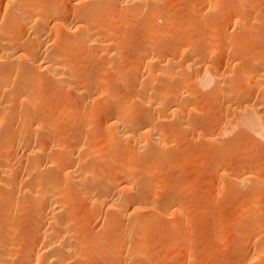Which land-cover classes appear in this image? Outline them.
<instances>
[{
	"label": "bare ground",
	"instance_id": "1",
	"mask_svg": "<svg viewBox=\"0 0 264 264\" xmlns=\"http://www.w3.org/2000/svg\"><path fill=\"white\" fill-rule=\"evenodd\" d=\"M147 1L152 2L151 0H3V2H2L3 6L1 7V10H0V264H11L10 261L12 260L14 262L15 261L14 259L17 258V257H14V259H12V257L14 255L16 256V254L22 255V258L18 259V262H15L17 264H71L73 261H81V260L83 261L84 259H88V258L93 257V256H94V258H91L92 260H97V259L102 258L103 263L101 262V264H116L114 262L116 261L115 258L118 255L117 253H120V252H118L119 250H116V252L115 251L113 252L111 249H109L110 251L106 252V248L102 247L104 245V242H106V234L103 235V234H100V232L99 233H95V232H91V233L88 232L87 233L85 231L86 225L88 224V222H90L89 220L93 219L92 217L97 216V215L99 217H100V215L103 216V221L102 222L100 221L101 226H100V228L99 227H97V228L100 229V231H103V230L106 231V228L107 229L110 228V226L114 223V220L112 218L107 217L108 214L106 215V212L112 213V216H114L115 218L118 217L119 219H124L126 217L127 219H125V220H128V222H129V220H131L132 222H129V223L132 225L130 227L127 225L126 228L128 229V227H129L128 231H131V232H132L133 228L134 229L136 228V230H134V232L136 231L135 233H136V236L138 238L141 237L140 235L142 233L143 227L146 224L145 221L147 223L149 221V219H148V213L149 212H151L152 214H155L157 216L159 215V213L160 214L162 213L163 215L168 216V217H169V215L174 216L175 221H174V223L171 224V229L172 228L176 229V228L180 227L181 221L183 220V216H184L183 214L184 213H183V210L181 209L182 207L179 204L176 205L175 203H173V204L167 203V204L163 205L162 207H160V210H157L156 208L153 207L154 204H152L153 202L151 201V199H152L151 197H152L153 193H151L152 195H150V193L147 192L148 195H146L147 194L146 192H145L146 194H144V193L142 194L141 191H139V192L137 191L138 186H140L139 182H142L140 180L137 181L138 177L140 178V175L137 177V180L135 178L134 181L133 180L131 181V178L133 177L132 173H133L134 169L135 170L138 169V168L137 169L135 168L136 165L134 163L133 164H131V163L130 164L129 163L123 164V160H126V158L122 159L121 157H118L119 156L118 153H115L116 155L111 153L112 154L111 155L112 157L110 156L111 158H107L106 157L107 155L104 156L105 153L108 154V152H110V151L112 152V150H110V149H113V151L115 150V152H116V150H118L121 146V144H120L121 140H124V139H126L128 141V144H129V141H133L135 138L138 140V138H140V137L142 139L145 137L147 140H149L147 142V144L145 143L146 147L148 146V144H150L149 142L154 143L158 139L159 131H160V130L159 131L157 130L158 126L156 127V124H160L161 120L162 119L164 120L165 117L162 116L160 113L156 114V115L160 114L159 116H156V117H154L155 115L152 116V114L150 116L148 114L143 115L141 113L143 115L142 117L140 116V118H139L138 116H136V119L137 118L138 119L133 120L132 117H134V116H131V118H129V116L126 115L130 111L127 112V110L129 109V105H128V107L127 106L124 107V105H127L125 103L123 104V106H121L123 109L122 108L121 109L116 108V109L110 110V105L112 104V102H114L113 99L116 100L118 97V96H116V94L114 95L115 90L113 89L114 91L109 92L111 90V88H110V90H109V88H107V85L105 83L106 80L102 76H99V77H102V79L98 78V76L94 79H91V78L88 79L85 76H81V75H83L82 72H81L82 73L81 75L79 74L80 72L77 71L76 68H77V66L82 65V60H84L86 58V55L84 56L85 58H81L80 61H79L80 58L76 59L77 61L74 58V60L76 62H78V61L81 62L79 65H77L74 62V60L72 59V55H74L76 53L80 54V53L86 52V50H88V49H90V50H88V52H91V49H92L93 52L97 56H102L106 60V57L108 55L109 56L111 55V54L107 53V56H106V52H108L109 49H112L110 47H113L116 44V41H115L116 39H114L115 43H113L114 45L112 46V42H111V41H113V39L111 38L112 36H110L109 38L108 37L106 38V27H107L106 22L108 24V22H109L108 20H110V17H111L110 15H112V14H110L112 12H109L110 10L108 9L110 7L109 5L111 3H112V5H114V2H115L116 5L118 4L117 5L118 8H119V5L122 7L125 6V8L123 7V10H126V6H129V4H132V6L133 5L137 6L139 4L140 5L141 4L147 5L146 4ZM243 1L245 2V0H243ZM243 1L242 0L241 1L240 0H209L207 5H209L210 7H213V6L216 7L217 4H220L223 2H226V3L231 2L233 5V9H231L233 11V14H232V17H230L232 20L231 22L233 23L232 25L235 28L238 27L240 29L242 27L241 29H244L243 26H247V24L242 25V23H241V21L244 23V21L240 18L241 13H242L241 10H243V8L245 9V7L251 8V6H249V5H252V3H250L249 0H247L246 3H244ZM248 1H249V3H248ZM206 2H204V4ZM0 4H1V2H0ZM148 4H151V3H148ZM247 4H249V5H247ZM65 5H68V7H69V8H67L68 9L67 11H63V9L61 8V6L65 7ZM145 5H142V6L145 7ZM253 5H254V3H253ZM209 6H207V7H209ZM262 6H263V10H262V14H261L262 15V17H261L262 28H261V26H259L262 29V36H261L262 39H261V37L260 38L257 37V38H259L258 39L259 42H262L261 43L262 54L260 51L261 49L260 50L258 49L256 52H258L260 55L259 56L256 55V56H257V58L261 59L262 63L264 64V2L262 3ZM215 7H213V8H215ZM106 8L109 11H107ZM114 8L115 7H113V10H116ZM131 9L132 8H130V10ZM135 9H136V7H135ZM227 9H229V7ZM119 10H121V9L119 8ZM239 11H240V14H239ZM107 13H109L110 15ZM106 14H107V16H106ZM118 14L116 15V17L118 16ZM257 15L260 16L259 14H257ZM254 17H256V14ZM129 18H130V16H129ZM155 18H154V20H155ZM256 18H258V17H256ZM256 18L254 19V22H255V20L259 21L260 17L258 19H256ZM117 19H119V18L117 17L116 20ZM150 19L151 18H149V21H150ZM247 19H245V22ZM112 20H113V18H112ZM114 20H115V18H114ZM154 20L152 19L151 22ZM251 21H252V19H251ZM154 22H156V21H154ZM169 22H171V21H169ZM254 22L252 21L253 24H255ZM240 23L242 26H240ZM158 24L159 23H157V26H160ZM167 24H168V22L165 23V25H167ZM259 24H261V23L258 22L257 25H259ZM152 26H154V24H152ZM248 26H250V24ZM235 28H233V34L236 32ZM157 29L160 32L161 27L157 28ZM149 30H150V28H149ZM149 30L147 32H150ZM108 34H109V32H108ZM162 34H163V32H162ZM169 34H171V33H169ZM157 35H159V34H157ZM163 35H165V34H163ZM236 35L238 36L237 33H236ZM236 35L234 34L233 38H235ZM151 36H153V35L151 34ZM160 36H161V34H160ZM206 36H208V35H206ZM25 37H27V38H25ZM115 37H116V35H115ZM162 38H164V37H162ZM198 38H199V36H198ZM208 38H210V37L208 36ZM211 38H215V37L213 36ZM257 38H255V39L257 40ZM221 39H223V38H221ZM246 39H248V38H246ZM117 40L119 41V39H117ZM252 40H253V38H252ZM260 40H262V41H260ZM216 42L214 43V47H212L210 50H208L207 54L204 53L206 55V57L208 56L209 59H212L217 53H220L219 52L220 50H224L223 53H225V54L227 53V55H228V53L230 54V52H236L239 48L238 45L234 46L235 45L234 41H233V43H234L233 46L235 48L238 47L236 49V51H234L235 48L233 49V46H231V45L230 46L232 47V51H230L231 47L229 49L228 48L226 49V47L221 46L220 43H218V41H216ZM236 43H238V42H236ZM203 44H207V43H203ZM180 45H182V44H180ZM210 45H211V43H210ZM118 46L120 47V45H118ZM166 47H167V45H166ZM241 47L243 49L242 51L247 50L246 48H243L244 45ZM241 47L239 49H241ZM168 48L169 47H167V49ZM194 48L195 47L189 46V45H186V47L184 46V48L180 50L181 56L184 54L185 55L191 54L193 51H195ZM172 49H173V46H172ZM112 50L115 51V46ZM157 50H158V48H157ZM248 51L249 50H247V52ZM109 53H111V52H109ZM114 53H112V55H114ZM253 53H255V52H253ZM143 54H146V52ZM168 54H170V53H168ZM231 54H234V53H231ZM172 55H174V54H172ZM89 56H91V55L89 54ZM115 56H116V54H115ZM118 56L119 55H117L116 57H118ZM248 56H247V58H248ZM251 56L252 55H250L249 57L252 58ZM108 57H107V59H108ZM151 57L150 58L147 57V59L148 58L149 59H148V61H146L147 64H144V65H147V68H146L147 70H145V71L148 74H150V77H152V80L154 78L155 82H157L156 81L157 76H156V74H154V72H161V71L158 69V67H157V69H155V71H153V69H152L153 64L152 63L154 62V64H155L156 60H154L155 59L154 56H153L154 58L153 57L151 58ZM95 58H97V57H95ZM113 58H115V57L112 56L111 60ZM231 58H232V56H231ZM98 59H100V58H98ZM198 59H199V57H198ZM252 59L253 60L256 59L254 54H253ZM259 59H256V60L258 61ZM111 60L109 59V61H111ZM116 60H118V59H116ZM163 60H164V57H163ZM173 60L174 59L171 57L166 58L164 60V64H163L164 68H166V70H167V68H169L168 72H171V73H172V71H170V67L172 65H174L173 63H175ZM189 60H191V59H189ZM189 60L187 61V59H186L185 66H184L188 70L193 69L195 66L196 67L200 66V65H197L198 63L193 62V60L192 61H189ZM204 61L202 64L203 66L200 67L201 70L199 71V75L197 74L198 77H196L199 81L198 83L200 84V86H202L204 88L211 86V84L215 83L216 87H217L216 89L219 90L221 87L220 84H222L221 80H223V78L225 77L224 71L221 72L223 69L221 71L216 70L217 68H216V66H214L213 63L210 62L209 64H205L206 61L205 62ZM199 62H200V60H199ZM236 62H238V61H236ZM253 62L251 64H254ZM91 63H90L91 66L94 65ZM114 63H116V61ZM117 63H119V62H117ZM255 63H257V62H255ZM233 64L231 67L237 66V64L236 65L234 64V66H233ZM130 65H128V69H129ZM217 65H218V63H217ZM227 65H229V64H227ZM109 66H110V64H109ZM240 66H237V67H240ZM100 67H101V65H100ZM102 67H103V69L105 67H107L106 61L102 65ZM160 67H162V66L160 65ZM174 67H171V68H174ZM97 68H99V67H97ZM140 68H141V66H140ZM200 68H198V69H200ZM107 69H108V67H107ZM181 69L183 70V67ZM220 69H221V66H220ZM234 69L232 71L235 74V73H237V71ZM145 71H143V69H142V72H145ZM163 71H165V69ZM263 72H260L261 75ZM99 73L100 72H98V75H99ZM147 73L145 75H147ZM229 73L227 72V74H229ZM260 73H258L259 76H260ZM87 74H89V73H87ZM84 75H86V74H84ZM104 75H106V74H104ZM162 75H165V74H162ZM162 75H161V77H162ZM167 75H170L169 77H171V76L176 77L173 75V73L172 74L167 73ZM167 75H165V76H167ZM175 75H176V73H175ZM242 75L244 76V74H242ZM88 76H91V74ZM94 76H92V77H94ZM227 76H229V75H227ZM251 76H252V74H251ZM259 76H257V77H259ZM263 76L264 75L261 76L262 79H260L261 77L259 78L261 80V81H259L260 83L259 82L257 83V84H259L260 87H262L261 89L264 88V77ZM194 77H195V74H194ZM231 77H234V75ZM246 77H247V79L244 77L246 79V80L245 79L244 80H245V83H248V78L250 76L248 77L246 75ZM252 77L254 78V76H252ZM257 77L255 76V79ZM236 78H239V77H236ZM146 80L147 79H145V81ZM188 80L191 81L192 79L190 80V78H189ZM159 81H161V80H159ZM236 81H237V79H236ZM239 81H240V79H239ZM47 82H50L55 86V88H54V86H53V88L50 87L55 92L59 93L61 90L66 91V92H64V93H66V96H67V91L71 92L73 95V100L71 102L73 103V101L75 100L76 101L75 105H77V107L73 108L74 104H72V106H73L72 107L70 101H69L70 104H68V102L66 103V99H68V96H67V98H63L62 94H63V96L65 94L61 92L59 94L61 95L62 98L60 97L61 99H59V102L57 101L58 102L57 103L58 108L56 107L57 109L50 108V106L53 103L51 104L50 102H52V101H50L49 99H48L49 101H47V102H49L50 105L44 107V109L43 108L39 109L36 106V104L38 102L40 103V100H41L40 99L41 98L40 89ZM186 82H187V80H186ZM195 82H196V79H195ZM227 82H228V80H227ZM231 82H233V81H231ZM149 83H151V85H152L151 79H150ZM184 83H185V81H184ZM253 83H255V81H253ZM196 84H197V82L195 83V86H196ZM229 84H230V81H229ZM233 84H231V85H233ZM92 85H95L96 87L93 89L94 86L91 87ZM241 85H239V86H241ZM197 86H199V85L197 84ZM137 87H139V86H137ZM260 87H259V89H260ZM142 88H143V86H142ZM142 88H140V89L142 90ZM147 88H148V86H147ZM149 88L151 89V87H149ZM257 88H258V86H257ZM106 89H107V91L108 90L109 91L107 92ZM227 89H229V88H227ZM243 89H244V87H243ZM246 89H247V87H246ZM246 89H244V90H246ZM45 90H47V88ZM53 90H52V92H54ZM150 91L151 90L148 91V89L146 90V88L144 87V89L142 91L143 93L140 92V95L142 93L143 97L141 95V98H139L140 96L138 98L140 99V103H143L145 105L147 104V105H149V107H152V109H154L153 107H155V105H159L162 103L158 100L161 99V97H162L161 101H164L163 98H165L166 96L161 95V97L159 96L160 97L159 98L158 95H156V98L157 99L159 98L158 100H156L154 98L155 95H153L154 97H152V95H150V93H149ZM152 91H154V90H152ZM247 91L249 92V89H247ZM263 91H264V89H263ZM261 93H262V91H261ZM229 94L232 95L231 93H229ZM229 94H228V96H230ZM246 94H248V93H246ZM261 96H262V94H261ZM56 98H58V97H56ZM166 98H167L166 100L169 101L172 105H173V103L175 106L177 105V103H178V105L180 104V101H178V99L176 100V102H177L176 103V102H174L175 99L168 98V97H166ZM174 98H176V96H174ZM52 99L54 100V98H52ZM229 100H230V98H229ZM54 101L56 103V100H54ZM165 101L163 103L164 106H166L165 104H167V103H165ZM94 103H95V106L91 105ZM231 103L232 102H230V104ZM242 103H244V102H242ZM169 104H167V105H169ZM171 104H170V106H168V107L166 106V107L170 108ZM239 104H241V102ZM163 105L161 104V105H159V107L160 106L162 107ZM245 105L243 106V104H242L240 106H237L236 107L237 109L234 108L235 106L232 107L231 110H233V108L236 110V115L234 114L235 118H237V115L239 117V119L237 118L235 120L236 123L233 122L232 125L235 127L238 126L237 122L239 121L241 123V125H243L242 127H244L242 129L245 130V128H246L247 132H249L247 129H249L251 131L254 130L255 133L253 132V134H255V136L257 135L258 138L260 136L261 139L264 138V119L262 120V117L264 118L263 114H262V117H260L261 114H258L259 111L256 110L257 107L254 106V104L253 105L247 104L246 106ZM41 106H43L42 102H41L40 108H41ZM136 106H138V105H136ZM47 107H49V108L47 109ZM126 107L128 109H126V111H125ZM140 107L141 106H139V108ZM90 108H92L91 111H90ZM108 109H109V112H108L107 116L105 115L106 118L103 122L102 127L104 126L105 128L104 127L103 128L105 130H106V128H108L110 130V132L108 134H107V132L103 133L104 134L103 135L101 132H99L100 130H97L98 128L95 127V125H96V124H94L95 121L93 123V118H95L94 112L96 113L99 110L102 112H106ZM152 109L150 112L153 111ZM156 110L158 112V110L160 111V108L156 109ZM174 110H176V109H174ZM100 111L98 113H100ZM232 112L235 113V111H232ZM237 112H238V114H237ZM133 113L135 115H137L135 112H133ZM174 113H175V111H174ZM138 114H140V113H138ZM153 114H155V113H153ZM176 115H178V113ZM234 115H233V117H234ZM221 116L223 117L222 114H221ZM67 119L71 121L70 122L71 125L73 123V125L76 124V126H77V123L81 122V121H83V123H82V125H81L82 127L79 131L71 132V133L68 132L69 136L67 138V141H64V140H61V136H59L58 134H60L59 130H61V128H60L61 124L63 122H66L65 120H67ZM227 119H225V120H227ZM12 121H13V123L15 122V125L13 124L14 127L11 125ZM232 121H234V120H232ZM218 124H220V123H218ZM227 125H225V126L227 127ZM9 126H11L12 129H10L11 127L8 128ZM66 126L67 125H65V128H66ZM72 127L73 126H71V128ZM162 127H163V125L161 126V128ZM226 127H225V129H226ZM103 128H102V130H103ZM232 128L234 129V127H232ZM66 129H68V128H66ZM237 129L239 131V129H241V128H237ZM229 131H231V127H230ZM56 133H57V135H56ZM67 134L65 136H67ZM63 138L65 139V137H63ZM136 139H135L136 143L141 142L140 140H139V142L136 141ZM157 141H159V139ZM106 142H109V143H106ZM122 143H124V142H122ZM104 144L110 146L111 148H109L107 151L106 146ZM142 144H143V142H142ZM132 145L135 146V143L133 142ZM102 146H104V148ZM135 148H137V150H138L137 146ZM141 148H143V147H141ZM122 149H123V147H122ZM143 149H145V148H143ZM143 149H141V150H143ZM133 150L130 149V152L134 153ZM145 151H146V149H145ZM127 152H129V151H127ZM142 152H144V151H142ZM136 153L137 152L135 151L134 154H136ZM131 156H132V154H131ZM116 157L120 158L121 160L117 159ZM122 157H123V154H122ZM127 158H128V155H127ZM117 160L122 161L123 167L118 171L117 177L112 176L108 180V182L106 183V173L111 171L109 168V171L106 172V167L107 166H109V167L120 166L119 165L120 161H117ZM129 160H131V159H129ZM98 161H101V162H98ZM117 162H118V165H115ZM96 163L100 164V167L98 169L96 167H98L99 165ZM132 165H135V166H132ZM246 165L247 164H245V166ZM249 165H247V166H249ZM241 166H243V165H241ZM217 168H219V167H217ZM245 169L246 168L244 167V169H243L244 172L241 170L242 173H240V172H239V174L236 173L237 175H234L233 177L231 176L232 178L230 177V179L235 184L236 188H238L237 186H239L240 184L250 183L248 188L253 190V189H255V186L257 185L255 183L257 176L255 175L254 170H252V169L251 170H249V169L245 170ZM138 171L139 170H137V172ZM141 176H142V174H141ZM145 177H146V175H145ZM135 180H136V182H135ZM107 185L110 187H108ZM247 185L248 184H246L245 187ZM144 189H141V190H144ZM243 189H245V188H243ZM236 190H239V189H236ZM246 190H247V188L245 189V191ZM253 197L255 198V196H253ZM248 199H249V197H248ZM250 199L251 200H248V201H251V202H249V206L247 208L245 207L244 211L247 209H250V204L252 205V203H253L252 200H254L253 198H250ZM77 200H79V203L82 202L81 200H83V201H85V203H87V204H85V208H86L85 211H82L84 207L81 208V210H79L80 209L79 207L82 205L83 202L81 203V205L79 204L77 206V204H78ZM257 205L255 207H258ZM26 206L28 208L32 209V212L30 213L31 218L29 217V219H31L32 222L31 223L29 222L30 228L25 226L29 229V231L27 230L28 231L27 236H29V239H28V241H25V245L23 244L24 246L22 245L23 246L22 247V246H19V245H21L20 243H19V245L16 243L17 242L16 239L18 238V234H19L17 232L16 225H18L20 220H25V219L29 220L28 219L29 215H27V217L25 219L23 216L17 222L16 225H15V222L17 221V219L14 222L13 221L14 218L13 217L11 218V216H12V212H14L16 210H20L22 208H26ZM157 207H159V206H157ZM24 210L25 209H23L21 214L23 212H26ZM254 210L255 209L253 208V212H254ZM28 211L29 210L27 209L26 213L30 212V211L29 212ZM261 212L262 211H260V213ZM242 213H243V210H242ZM13 214H15V213H13ZM145 216L147 218H145ZM18 217H19V215H18ZM120 217H123V218H120ZM156 217H154V218H156ZM96 218H98V217H96ZM106 218H109V219L106 220ZM150 218H151V221H154L152 216ZM252 219H253V217H252ZM118 222L120 223L121 221H118ZM26 223H28V222H26ZM93 223H91V224H93ZM23 225L24 224H22V226ZM93 225H91V226L94 227ZM119 225H121V223ZM119 225H117V227ZM255 226H257V225H255ZM92 227H89V228H92ZM131 227H132V229H130ZM19 228H20V226H19ZM22 229H23V227L21 228V230ZM24 230H22V231L24 232ZM247 231H248V229H247ZM23 232L21 233V235L23 234ZM106 232H104V233H106ZM135 233H134V236H135ZM117 234H118V231H117ZM125 235H127V230H126ZM118 236H119V234H118ZM132 236H133V234H132ZM245 236L246 235H244V237ZM24 237H26V236H24ZM137 237H136V240H138ZM241 239H242V237H241ZM121 240H125V239H121ZM121 240H120V242H121ZM136 240H135V242H136ZM139 240H141V239H139ZM139 240L137 242H139ZM247 241H249V242L251 241L252 243L254 242L253 250L250 254H248L246 256V258L243 260L242 264H262V263H264V230L262 231V229H261L257 232L256 231L255 232L254 231L248 232L247 233V239L245 242H247ZM116 242H117V240H116ZM120 242L119 243L117 242V243L120 244ZM123 243H125V241ZM121 244H122V242H121ZM127 244H130V242ZM139 244L140 245L142 244L141 241L139 242ZM139 244L136 243V245H135V243H134V245H131L132 251L128 253V258H127V259H129V261H130V259H132V257L133 258H135L137 256L140 257V255L142 256V254L145 253L144 249L146 247L142 249L141 246L143 244L141 246H139ZM130 247H128V248H130ZM121 248H123V247H121ZM173 249H175V248H173ZM120 250L122 252V249H120ZM127 251H125V252H127ZM176 251L178 252V250H176ZM186 252H187V250H186ZM170 255L171 254H168L169 257H171ZM95 256H97V257L99 256V257L97 258ZM125 256L127 257V255H125ZM139 257H137V258H139ZM169 257H168V259H170ZM137 258H135V259H137ZM135 259H133V260H135ZM188 259H190V258H188ZM184 261L185 260H183V262ZM93 262H95V261H92L91 263L93 264ZM127 262H128V260H127ZM131 262H132V260H131ZM186 263H187V260H186ZM195 263H196V260H195Z\"/></svg>",
	"mask_w": 264,
	"mask_h": 264
},
{
	"label": "rangeland",
	"instance_id": "2",
	"mask_svg": "<svg viewBox=\"0 0 264 264\" xmlns=\"http://www.w3.org/2000/svg\"><path fill=\"white\" fill-rule=\"evenodd\" d=\"M151 1L152 2L147 1L148 3H151V4H148L146 2L147 5H145V4L140 5L139 4L137 6L136 5L132 6V4H129V6H126V10H123V7L125 8V6L122 7L119 5V8L121 9V10H119V8L117 6L118 4L116 5L114 2V5H112V3H111L109 5L111 8L110 7L108 8L110 11L106 8V10L109 12H112L110 14L113 15L112 16L109 13H107L111 17H110V20H108L109 21L108 24L106 22V25H107V27H106V38L107 37L109 38L110 36H112L111 37L113 39V41H111L112 46L114 45L113 43H115V41H116V44L114 46H115V51L116 50L117 51L115 52L114 50H112L114 48V46L110 47L112 49H109L110 51L108 50V52H106V56H107V53L111 54V55L110 56L108 55L109 56V57L107 56L108 59L106 57V60H105V58H103L102 56H97L93 52L92 49H91L92 53L88 52V50H90V49H88V50H86V52H83L84 54L83 53H80V54L76 53V54L72 55V59L74 60V58H75V60H76V59L80 58L79 59V61H80L81 58H85L84 56L86 55V58L84 60H82V65H83V66L81 65L82 67L79 65L81 62H79V61L76 62L77 60L76 61L74 60V62L77 65H79L76 68L77 71L80 72L79 74L81 75L83 73V75H81V76H85L88 79H90V78L94 79L97 76H98V78L102 79V77H103L106 80L105 83L107 85V88H109V90L111 88V90L110 91L108 90V91L112 92L115 90L114 95L116 94V96H118V97H117V99L115 98L116 100L113 99L114 102H112L113 105L112 104L110 105V110L116 109V108L121 109L122 108L121 106H123V104L125 103L127 105H124V107L125 106L128 107V105H129V109L126 107L125 111H126V109H128L127 112L130 111L129 113L126 112L127 113L126 115L129 116V118H131V116H134V117H132L133 120L136 119V116H138L140 118V116L142 117L143 115H147V114L150 116H151V114H152V116L155 115L154 117L159 116L161 114L162 116L165 117V118L163 117L164 120L162 119L164 122L161 120V123L159 122L160 124H156V127L158 126L157 130L158 131L160 130L159 136H158L159 141H157L158 140L157 139L154 143L149 142L150 144H148V146L146 147V144L149 140H147L145 137L143 139L141 137H140L141 139L137 137L138 140L135 138L136 141L139 142V140H140L141 142L136 143L135 139H134L133 141H129V144H128V141L126 139H124V140H121V142H120L121 146L118 150H116V152H115V150L113 151V149H110V150H112V152L109 150L110 152H108V154L105 153L104 156L107 155L106 156L107 158H111L112 154L116 155L115 153H118V155H119V156L117 155L118 157H121L122 159L126 158V160H123V164H125V163L126 164H128V163L133 164L134 163L136 166L135 165H132V166H135L136 169L138 168L137 170H139V171L137 172V170L134 169V171L132 173L133 177L131 178V181L132 180L134 181L135 178L137 180V177L139 175H140V178L138 177L137 181H139V180L142 181V182H139L140 186H138L137 191L138 192L141 191L142 194L143 193L146 194L148 192V193H150V195H152L151 193H153V195L151 197L152 198L151 201L153 202L152 204H154L153 207L156 208L157 210H160V207H162L163 205H165L167 203L168 204L175 203L176 205L179 204L182 207L181 209L183 210V213H184V214L182 213L184 215L183 220L181 221L180 227H178L176 229H174V228L171 229V224L174 223V221H175L174 216L169 215V217H168V216L163 215L162 213L161 214L159 213V215L157 216V215L149 212L148 213L149 221H148V223L145 221L146 224L143 227L142 233L140 235L141 237L138 238L136 236V233H135L136 231L134 232V230H136V228L132 229V227H131L130 229H132V232L128 231L129 227L132 225L129 223V222H132L131 220H129V222H128V220H125V219H127L126 217L124 219H119L118 217L115 218L114 216H112V213L106 212V215L108 214L107 217L112 218L114 220V223L110 226V228H108V229L106 228L107 232L104 230L100 231V229L97 228V227L100 228V226H101L100 221L101 222L103 221L102 215H100V217L98 215L92 217L93 219H90L89 221L91 223L94 222L93 223L94 225L91 224L90 222H88V224L86 225L85 231L87 233L88 232H90V233L91 232H95V233L100 232V234H103V235L106 234V242H104V245L102 247L106 248V252L110 251L109 249H111L113 252L114 251L116 252V250H119L118 252H120V253H117L118 255L115 258L116 261L114 262L116 264H136V263L137 264H147V263L148 264H183V263L188 264L189 262H190L189 264H192V263L193 264H242V262L246 258V256L252 252L253 245H254V242L253 243L251 241L245 242L247 239V233L253 232V231L257 232L261 229H262V231L264 230V138L261 139L260 136H259V138L257 135L255 136V134H253L254 130L251 131V130L247 129L249 131V132H247L246 128H245V130L242 129L244 127H242L243 125H241V123L239 121L237 122L238 126H236V127L233 126L232 124H233V122L236 123L235 120L237 118L239 119L238 115H237V118H235V115H236L235 109H237L236 108L237 106H240L242 104H243V106L245 104L246 105L247 104L248 105L254 104V106L257 107V108L255 107L256 110L259 111L258 114H261L260 117H262V114L264 116V91H263L264 88L261 89L262 87H260L259 84H257L259 81H261L260 80V79H262L261 76L264 75V72H263L264 71V64L262 63L261 59L257 58V56H259L260 54L258 52H256L258 49L260 50L261 46H262L261 45L262 42H259L258 39L262 36V29H261L262 28V19H261L262 15L261 14H262V10H263L262 3L264 2V0H259V1L258 0H249L250 3H252V5H249V4H247V5L251 6V8L245 7V9L243 8V10H241L242 13H241L240 18L244 21V23L241 21L242 25L247 24V26H248L250 24V26H248V27L243 26L244 29H241L242 27L240 29L238 27L235 28L232 25L233 23L231 22L232 20L230 17H232V14H233V11L231 10V9H233V5L231 2H229V3L223 2V3L217 4L216 7L213 6V7H215V8H213V7H210L209 5H207L209 0H206L207 2L205 0H154V1L151 0ZM249 1H248V3H249ZM0 2H1V4H0V10H1V7L3 6L2 5L3 0L2 1L0 0ZM204 2H206V3L204 4ZM246 2H247V0H245L244 3H246ZM253 3H254V5H253ZM142 5H145V7H143ZM63 6H61L63 11H67L68 10L67 8H69L68 5H65V7H63ZM207 6H209L210 8ZM227 6L229 7V9H227L228 8ZM113 7H115L114 9H116V10H113ZM129 7L132 9L130 10ZM135 7H136V9H135ZM107 14H106V16H107ZM117 14H118L117 17L119 19L116 20ZM239 14H240V11H239ZM255 14H256V17H258V18L260 17L259 21L257 20L259 23H261L259 25H257L258 22L256 20L254 22V19L256 18V17H254ZM257 14H259L260 16H258ZM129 16H130V18H129ZM112 18H113V20H112ZM114 18H115V20H114ZM149 18H151L150 21H149ZM154 18H155V20H154ZM258 18H256V19H258ZM152 19L156 22H154V21L151 22ZM245 19H247L246 22H245ZM251 19L255 24L252 23ZM169 21H171V22H169ZM167 22H168V24L165 25V23H167ZM157 23H159L158 25H160V26H157ZM241 23H240V26H242ZM152 24H154V26H152ZM259 26H261V28ZM160 27H161V30L159 32L157 28H160ZM149 28H150V30H149ZM233 28H235V30H236V32L234 34L235 35H236V33L238 34V36L237 35H236V37L234 36L235 38H233V35H234L233 34ZM148 30L150 32H147ZM108 32H109V34H108ZM162 32L165 35H163ZM169 33H171V34H169ZM151 34L153 36H151ZM157 34H159V35H157ZM160 34L164 38H162L160 36ZM115 35H116V37H115ZM206 35H208L210 38L213 36L215 38L210 39ZM198 36H199V38H198ZM257 37H259V38H257ZM25 38H27V37H25ZM221 38H223V39L225 38L224 39L225 41ZM246 38H248V39H246ZM252 38H253V40H252ZM255 38H257V40ZM114 39H116V40L114 41ZM117 39H119V41ZM261 39H262V37H261ZM214 41L215 42L218 41V43H220L221 46H225L226 49L227 48L229 49L231 46H233L234 45L233 41H234L235 42L234 46L238 45L240 48L241 46L244 45L243 48H246L249 51L248 52H247V50L242 51L243 50L242 47H241V49H239L238 47L235 48L233 46V49L235 48L234 51H236V49L238 48V50H237L238 52L237 51L236 52H230V51H232V47H231V50L229 51L230 54L228 53L229 56L227 55V53L226 54L223 53L224 50H220L219 51L220 53H217L212 59H209L208 56L206 57L205 54H207L208 50H210L212 47H214V43H215ZM260 41H262V40H260ZM236 42H238V43H236ZM203 43H207V44H203ZM210 43H211V45H210ZM180 44H182V45H180ZM118 45H120V47ZM166 45H167V47H169L168 49H167ZM186 45L195 47L194 48L195 51L192 50L193 52L191 54H189L190 56L188 54L187 55L184 54L181 56L180 50L183 49L184 46L186 47ZM172 46H173V49H172ZM157 48H158V50H157ZM260 51L262 54V49ZM109 52H111V53H109ZM145 52H146V54H143ZM253 52H255V53H253ZM112 53H114V55H112ZM168 53H170V54H168ZM198 53L199 54L203 53L202 55L200 54L202 57ZM231 53H234V54L236 53V54L234 55ZM252 53L255 55L256 59H259L258 61L256 59H254L255 61L252 59L253 58ZM89 54L91 56H89ZM115 54H116V56L117 55H119V56L116 57ZM172 54H174V55H172ZM248 55L249 56L252 55L251 56L252 58H250ZM112 56H114L115 58H113L111 60ZM151 56L152 57L154 56L155 57L154 60H156L155 64H154V62L152 63L153 64V68H152L153 71H155V69H157V67L161 71V72H154V74H156L157 77L153 74L157 78L156 79L157 82H155L154 78L152 80V77H150V74H148L145 71V70H147L146 69L147 65H144V64H147L146 61H148V59ZM231 56H232V58H231ZM247 56H248V58H247ZM95 57H97V58H95ZM147 57H149V58L147 59ZM163 57H164V60L166 58H169V57L174 59L173 61L175 63H173L174 65H172L171 67H174V66L175 67L174 68L170 67V71H172L173 75L176 77H173V76L169 77L170 75H167V73H169V74H172V73L168 72L169 68H167V70H166V68H164ZM198 57H199V59H198ZM98 58H100V59H98ZM109 59L113 63L111 61H109ZM116 59H118L119 61ZM186 59H187V61L189 59H191L189 61L193 60V62L198 63L197 65H200V66H197V67L195 66L196 68L194 67L193 69L188 70L187 68L184 67ZM199 60H200V62H199ZM90 61L91 62L93 61V62L91 63ZM105 61H106V65H107L108 69H107V67H105L104 69L102 67V65L105 63ZM115 61H116V63L117 62H119V63L116 64V63H114ZM203 61L205 62V64H209L210 62L213 63L214 66H216V68H217L216 70L221 71L223 69L221 72L224 71V76H225L224 78L225 79L223 78V80H221V81H222V84L224 86L222 84H220L221 87L219 86L220 87L219 90L216 89L217 87H216L215 83H213V84H211V86H208L205 88L200 86V84L198 83L199 81L196 77H198V75H199V71L201 70L200 67L203 66L202 65ZM236 61H238V62H236ZM232 62L235 65L237 64V66H240V65L241 66L240 67H237V66L231 67L233 64ZM252 62L254 64H251ZM255 62H257V63H255ZM90 63L94 64V65L91 66ZM108 63L110 64V66ZM217 63H218V65H217ZM226 63L229 65H227ZM159 64L162 67H160ZM234 64H233V66H234ZM100 65H101V67H100ZM128 65H130L129 69H128ZM140 66H141V68H140ZM181 66L183 67V70L181 69L182 68ZM220 66H221V69H220ZM97 67H99V68H97ZM198 68H200V69H198ZM232 68L233 69L235 68L234 70H236L237 73L234 74V72L232 71L233 70ZM142 69L145 72H142ZM164 69L166 72L163 71ZM98 72H100L99 75H98ZM227 72L228 73L230 72V73L227 74ZM260 72H263L262 75ZM87 73H89V74H87ZM146 73H147V75H145ZM175 73H176V75H175ZM241 73L244 74V76ZM258 73H260V76ZM84 74H86V75H84ZM90 74H91V76H88ZM104 74H106V75H104ZM160 74L161 75L165 74L168 77L165 75H162V77H161ZM194 74H195V77H194ZM251 74H252V76H254V78L251 76ZM227 75H229V76H227ZM233 75H234V77H231ZM246 75L248 77L250 76L248 78V83H245V80L247 79ZM92 76H94V77H92ZM99 76H102V77H99ZM255 76L256 77L259 76V77H257L255 79ZM236 77H239V78H236ZM189 78H190V80L191 79L192 80L189 81L188 80ZM145 79H147V80L145 81ZM150 79H151L152 85H151V83H149ZM195 79H196L197 84L200 87L197 86V84L195 86V83H196ZM236 79H237V81H236ZM239 79H240V81H239ZM159 80H161V81H159ZM186 80H187V82H186ZM227 80H228V82H227ZM184 81H185V83H184ZM229 81H230V84H229ZM231 81H233V82H231ZM253 81H255V83H253ZM47 83L44 84V86H42V88L40 89V91H41L40 92L41 93L40 99L41 100H40V103L38 102L39 104L38 103L36 104V106L39 109H42V108L44 109V107L49 106L50 103L51 104L53 103L50 106V108L57 109L58 108L57 103L59 102V99H61L62 97L67 98V96H68V99H66V103L68 102V104H70V102L73 100V95L71 92L67 91V96H66V93H64L66 91H63V90L60 91L59 90L60 91L59 93L62 92L65 94L64 96L62 94V97H61V95L58 92H55L53 89L50 88V87L53 88L54 85L50 82H47ZM231 84H233V85H231ZM239 85H241V86H239ZM137 86H139V87H137ZM142 86H143V88H142ZM147 86H148V88H147ZM257 86H258V88H257ZM91 87H93V89H94L96 86L92 85ZM144 87L146 88V90L148 89V91L151 90L149 93H150V95H152V97H154L153 95H155L154 98L156 100H158L161 97V95H163V96H166L168 98L175 99L174 102H176V100L178 99V101H180V104L178 105V103L176 102L177 105L175 106L173 103V105H174L173 106L169 101L166 100L167 98L165 97V98H163L164 101L166 100L165 103H167V104L170 103L171 107L172 106L174 107V108L172 107L173 109L171 107L167 108L168 106H170V104L169 105L165 104L167 107L164 106L163 105L164 101H161L162 100V97H161V99H159L158 101L162 102L161 104L163 106L159 107V105H161V104L155 105V107H153L154 109H152V107H149V105H147V104L145 105L143 103H140L139 98H141V95L143 97L142 91H143ZM149 87H151V89ZM243 87H244V89H246V87H247V89H249V92L247 91V89L244 90ZM259 87H260V89H259ZM46 88H47V90H45ZM54 88H55V86H54ZM140 88H142V90ZM227 88H229V89H227ZM230 89L231 90L233 89V90L231 91ZM52 90L54 92H52ZM152 90H154V91H152ZM106 91H107V89H106ZM261 91H262V93H261ZM140 92H142L141 95H140ZM229 93H231L232 95H230ZM246 93H248V94H246ZM228 94L230 96H228ZM261 94H262V96H261ZM156 95H158V97L159 96L160 97L157 99ZM55 96L58 98H56ZM174 96H176V98H174ZM52 98H54V100H56V103ZM229 98H230V100H229ZM48 99L52 102H50V103L47 102V101H49ZM239 101L241 102V104H239L240 103ZM41 102H42L43 106H41V108H40ZM230 102H232V103L230 104ZM242 102H244V103H242ZM72 104H74L73 105L74 107L72 106ZM75 104H76L75 100L73 101V103L71 102V106L73 108L77 107V105H75ZM91 105L95 106V103L91 104ZM136 105H138V106H136ZM139 106H141V107L139 108ZM158 107L160 108V111L158 110V112H157L156 109H159ZM232 107H234L235 109L233 108V110H231ZM48 108L49 107H47V109ZM151 109L153 110L152 112L155 114L150 112ZM174 109H176V110H174ZM91 110H92V108H90V111ZM99 111H97L96 113L94 112L95 118H93V123L95 121V123H94V124H96L95 127L98 128L97 130H100L99 132H101L102 134L107 132V134H108L110 132V130L108 128H106V130H105L104 129L105 127L103 126L104 127L103 128L102 125H103V122L106 118L105 115L107 116L109 109L106 112L100 111V113H98ZM174 111H175V113H174ZM232 111H235V113H233ZM133 112H135L137 115H135ZM138 113H140V114H138ZM158 113H160V114L156 115ZM177 113H178V115H176ZM221 114L223 115V117L221 116ZM237 114H238V112H237ZM233 115H234V117H233ZM225 119H227V120H225ZM263 119L264 118L262 117V120ZM230 120L231 121L234 120V121L231 122ZM65 121L66 122H63V123L61 122L62 124L60 123L61 124V126H60L61 130H59L60 132L58 131L60 133L58 135L61 136V140L67 141V138L69 136L68 132L71 133V132L79 131L82 127L81 125H82L83 121L77 123L78 127L76 126V124L73 125V123L71 125V123H70L71 121L68 119ZM218 123H220V124H218ZM13 124L15 125V122L13 123V121H12L11 125L14 127ZM161 124L163 125L162 128H161V126H162ZM65 125H67L66 128H68V129L65 128ZM225 125H227V127ZM71 126H73V127L71 128ZM224 126L226 127V129ZM10 127L11 126H9L8 128H10ZM230 127H231V131H229ZM232 127H234V129ZM102 128H103V130H102ZM237 128H241V129H239L240 132L238 131ZM10 129H12V127ZM57 133H56V135H57ZM66 134H67V136H65ZM63 137H65V139ZM122 142H124V143H122ZM133 142L135 143V146L132 145ZM142 142H143V144H142ZM106 143H109V142H106ZM105 146H106L107 151L109 148H111L108 145H105ZM136 146L138 147V150H137V148H135ZM102 147L104 148V146H102ZM122 147H123V149H122ZM141 147L145 148L148 153L145 151V149H143ZM129 148L132 150L134 149L133 152L135 153V151H136L137 153L136 154L131 153ZM140 148L143 150H141ZM127 151H129V152H127ZM142 151H144V152H142ZM122 154H123V157H122ZM126 154L128 155V158H127ZM131 154H132V156H131ZM118 157H116V158L120 159ZM129 159H131V160H129ZM120 160H117V161H120ZM98 162H101V161H98ZM96 164L99 165L98 167H96L98 169L100 167V164L99 163H96ZM240 164L243 166H241ZM245 164H247V165L250 164V165L245 166ZM115 165H118V162ZM119 165L120 166H118V167L117 166H111V167L107 166L108 168L106 167V172L109 171V168L111 170L108 173H106V183L108 182V180L112 176L117 177L118 171L123 167L122 161H120ZM217 167H219V168H217ZM244 167L246 168L245 170H247V169L254 170L255 175L257 176V178L255 180V183L257 185L255 184L256 186H255V189H253V190L248 188L250 183H245V184H240V185L238 184L239 186L236 185L238 187V188H236L235 184L230 179L231 176L233 177L234 175H237L236 173H238V174H239V172L242 173L241 170L243 171ZM141 174H142V176H141ZM145 175H146V177H145ZM136 180H135V182H136ZM246 184H248V185L245 187ZM108 187H110V186H108ZM140 188L141 189L145 188V189L141 190ZM243 188H245V189L247 188V190L245 191V189H243ZM236 189H239V190H236ZM148 193L146 195H148ZM253 196H255L256 199ZM248 197H249V199H248ZM250 198L254 199V200H252V202L254 204L253 203H252V205L250 204V209L245 210L246 211L245 212L244 211L245 207L247 208L249 206V202H251V201H248V200H251ZM77 201H78L77 202L78 204L76 203L77 206L79 204L81 205V203L83 202L82 203L83 206L81 205L79 207L80 208L79 210H81V208L84 207L82 211H85V209H86L85 204H87V203H85V201H83V200H81L82 202H80V203H79V200H77ZM256 205L258 207H255ZM157 206H159V207H157ZM251 206L252 207L254 206L253 208L255 209L254 210L255 213L253 212V208ZM23 209H25L24 211H26V212L28 209L30 212L29 211H28L29 213L23 212L24 214L22 213L23 214L22 215L21 212L23 211ZM30 209L31 208H28L26 206V208H22L20 210H16V211L12 212L11 218L12 217L14 218L13 221L15 222L17 219V221L15 222V225L23 216L25 219L27 217V215H29L28 216V219H29L30 213L32 212V209L31 210ZM242 210H243V213H242ZM260 211H262V212L260 213ZM13 213H15V214H13ZM18 215H19V217H18ZM149 216L150 217L152 216L154 221H151V218ZM153 216L154 217L157 216V217L154 218ZM96 217H98V218H96ZM252 217H253V219H252ZM109 218H106V220ZM120 218H123V217H120ZM145 218H147V217L145 216ZM118 221H121L120 222L121 225H119L120 223ZM20 222L18 223V225H16L17 232L19 233L18 238L16 239V241H17L16 243L18 245L20 243L21 245H19V246H22L23 244L25 245V241H28V239H29V236H27V232L29 231V229L27 227L30 228L29 225L32 222V220L31 219H29V220L25 219V220H20ZM26 222H28V223L30 222V223L28 224ZM22 224H24V225L22 226ZM254 224L257 226H255ZM91 225H93L94 227H92ZM117 225H119L118 226L119 228L117 227ZM127 225L129 226L128 229L126 228ZM19 226H20V228H19ZM25 226H27V227H25ZM22 227H23L22 230L25 229L24 230L25 233L21 230ZM89 227H92V228H89ZM247 229H248V231H247ZM126 230H127V235H125ZM19 231L20 232L22 231L23 234L21 235L22 232L20 233ZM117 231H118L119 236L117 234ZM104 232H106V233H104ZM134 233H135V236H134ZM132 234H133V236H132ZM244 235H246V236L244 237ZM24 236H26V237H24ZM136 237L138 240L141 239V240H139V242L141 241V243L143 244V245L141 244L142 246L139 244V242H137L138 240H136ZM241 237H242V239H241ZM119 239L120 240L125 239V240H121V242H122V244H121ZM116 240L118 243L120 242V244H118L116 242ZM135 240H136V242H135ZM124 241H125V243H123ZM129 242H130V244H127ZM134 243H135V245H136V243H138L142 249L146 247L144 249L145 255L144 254H142V256L140 255L141 258L139 256H137L139 258L135 257L137 259L132 257V259H130V261H129V259H127L128 253L132 251L131 245H134ZM121 247H123V248H121ZM126 247L127 248L130 247V248L127 249ZM173 248H175V249H173ZM120 249H122V252ZM176 250H178V252ZM186 250H187V252H186ZM125 251H127V252H125ZM168 254H171L170 255L171 257H169ZM17 255L18 254H16V256L14 255L12 257V259H14V257H17V258L14 259L15 260L14 262L11 260L10 261L11 264H17L15 262H18V259L22 258L21 254H19L18 256ZM125 255H127V257ZM95 257H97V256H95ZM168 257L170 259H168ZM91 258H94V256L90 257L88 259H84L83 261L82 260L81 261H73L72 263L73 264H76V263L77 264H92L91 263L92 261H95V262H93V264H96V263L101 264V262L103 263L102 258L97 259V260H92ZM188 258H190V259H188ZM126 259L128 260V262ZM133 259H135V260H133ZM131 260H132V262H131ZM183 260H185V261L183 262ZM186 260H187V263H186ZM195 260H196V263H195ZM262 264H264V263H262Z\"/></svg>",
	"mask_w": 264,
	"mask_h": 264
}]
</instances>
